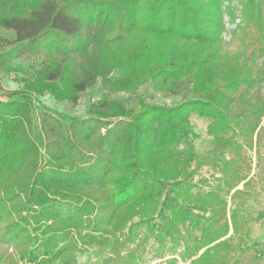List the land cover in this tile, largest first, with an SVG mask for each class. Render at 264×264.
Wrapping results in <instances>:
<instances>
[{
    "label": "trees",
    "instance_id": "16d2710c",
    "mask_svg": "<svg viewBox=\"0 0 264 264\" xmlns=\"http://www.w3.org/2000/svg\"><path fill=\"white\" fill-rule=\"evenodd\" d=\"M76 1L0 0V29L14 35L0 42H26V52L43 55L41 67L22 82L23 97L47 92L76 105L98 80L110 93H134L150 81L167 95L192 88L196 97L170 108L140 102L135 113L103 97L87 118H65L69 135L46 112L41 129L47 162L20 190L19 205L9 210L0 198V244L7 246L0 264H77L82 249L108 246V238L98 236L131 243L137 216L148 225L155 213L162 228L177 233L192 210L209 215L199 229L198 250L204 251L195 263L231 261L238 235L234 212L228 236L226 203L214 192L193 194L177 181L184 164L198 160L192 112L212 120L208 133L215 142L248 123L230 105L254 83L251 76L232 69L230 59L219 73L223 1ZM241 17L257 28L264 62V0H246ZM124 43L138 52L134 63L131 53L117 52ZM30 123L27 102L0 98V176L12 159L36 152L26 133ZM182 143L185 151L177 152Z\"/></svg>",
    "mask_w": 264,
    "mask_h": 264
},
{
    "label": "rangeland",
    "instance_id": "374dc122",
    "mask_svg": "<svg viewBox=\"0 0 264 264\" xmlns=\"http://www.w3.org/2000/svg\"><path fill=\"white\" fill-rule=\"evenodd\" d=\"M85 0H77L82 4ZM220 30V49L218 57L223 65L219 73L225 72L226 62L242 74H249L253 80L250 87L243 88L233 98L230 105L232 114H241L248 123L234 127L228 134L219 136L215 142L209 135L212 120L190 114L194 153L198 160L184 164L177 181H185L193 194L214 192L226 203L225 217L229 224L228 236L232 235L231 213L238 235L231 243L233 258L225 264H264V62L258 30L247 27L241 17V7L246 0H222ZM226 17L236 23V27L225 26ZM264 19V18H263ZM0 38L13 41L12 32L0 29ZM26 42L3 44L0 42V98H11L28 103L30 128L27 130L29 142L37 149L26 159L11 160L8 170L0 176V198L7 209L23 201L20 190L30 184L34 175L48 160L45 150V136L41 129L43 115L55 118L69 135V123L65 118H87L89 107L103 97L123 104L134 113L140 102L148 105L174 107L183 100L196 97L192 88L179 96H170L153 88L150 81L142 84L134 93L124 91L110 93L102 88L100 80L79 94L76 105L67 101H57L49 93L40 97H23V81L41 67L42 53L26 52ZM159 45L163 42H159ZM117 52H129L134 63L138 52L131 44L124 43ZM226 61V62H225ZM29 96V95H26ZM246 123V122H245ZM104 130H101L103 133ZM191 139V138H190ZM217 147L216 153H212ZM182 143L177 152H184ZM229 163L225 166V162ZM236 192V193H235ZM181 202V201H179ZM193 217L184 225L177 226L176 232L162 228L158 216L153 213L148 225L137 216L133 218V239L131 243L116 242V235L108 238V246H92L76 253L77 264H196L195 260L204 251L198 250L199 229L208 214L192 210ZM169 216V213H167ZM144 220V219H143ZM227 236V237H228ZM226 237V238H227ZM85 242H88L86 240ZM7 246L0 244V252ZM8 253H12L8 249Z\"/></svg>",
    "mask_w": 264,
    "mask_h": 264
},
{
    "label": "built area",
    "instance_id": "2783aa9c",
    "mask_svg": "<svg viewBox=\"0 0 264 264\" xmlns=\"http://www.w3.org/2000/svg\"><path fill=\"white\" fill-rule=\"evenodd\" d=\"M236 23H237V20H236L235 22H232V21L230 20V18H227V17H226L225 26H228V27L232 26V28H233L234 26L236 27Z\"/></svg>",
    "mask_w": 264,
    "mask_h": 264
}]
</instances>
